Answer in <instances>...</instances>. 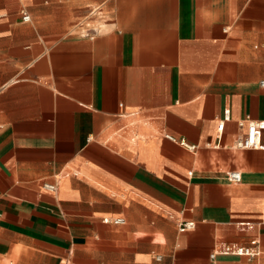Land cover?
Wrapping results in <instances>:
<instances>
[{"label": "crops", "instance_id": "obj_1", "mask_svg": "<svg viewBox=\"0 0 264 264\" xmlns=\"http://www.w3.org/2000/svg\"><path fill=\"white\" fill-rule=\"evenodd\" d=\"M263 76L264 0H0V264H264Z\"/></svg>", "mask_w": 264, "mask_h": 264}, {"label": "built area", "instance_id": "obj_2", "mask_svg": "<svg viewBox=\"0 0 264 264\" xmlns=\"http://www.w3.org/2000/svg\"><path fill=\"white\" fill-rule=\"evenodd\" d=\"M22 18L24 21H29L30 14L26 11H22ZM88 35V33H86ZM260 85L264 88V76L260 80ZM229 118V113L225 119L221 120L219 123V131H223L225 126V121ZM247 123V130L246 132L240 136L235 146L241 149H264L263 143V133H264V120H245L240 122V124ZM167 137L179 143L180 145L188 148L191 151H195L197 149V145L188 143L185 139H177L171 135H167ZM227 178L231 182H240L242 180V172L239 170H230L227 172ZM43 187L46 190L55 192L58 189L56 183L45 182ZM263 219H264V206H263ZM106 223H113V224H123L125 222L124 217H105L103 219ZM264 221V220H263ZM196 223L193 220H183L179 224V230L181 232H185L188 230H192L195 228ZM218 255H236V256H245L249 258L260 257L264 255V245L261 241L257 238L250 240L247 244H239V243H228V242H221L219 243L216 248L212 251L210 257L214 260Z\"/></svg>", "mask_w": 264, "mask_h": 264}, {"label": "rangeland", "instance_id": "obj_3", "mask_svg": "<svg viewBox=\"0 0 264 264\" xmlns=\"http://www.w3.org/2000/svg\"><path fill=\"white\" fill-rule=\"evenodd\" d=\"M102 7L103 6L96 5L95 9H94L95 12L93 13V16L95 18H99L100 21L94 22L93 20L95 18L87 19V20L82 22V23H84L83 25H82V23H79L77 27H79L81 31H84V33H86L88 29L95 28L96 26L98 27V25H100V23H104L103 20L107 16V10H106V8H102ZM88 24H89V27L87 26ZM82 27H84V28H82Z\"/></svg>", "mask_w": 264, "mask_h": 264}]
</instances>
